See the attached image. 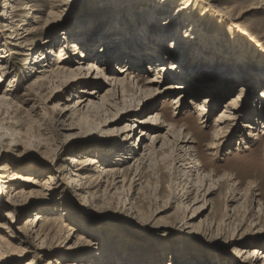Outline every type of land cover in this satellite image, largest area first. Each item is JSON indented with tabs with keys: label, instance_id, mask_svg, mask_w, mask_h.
<instances>
[{
	"label": "rangeland",
	"instance_id": "374dc122",
	"mask_svg": "<svg viewBox=\"0 0 264 264\" xmlns=\"http://www.w3.org/2000/svg\"><path fill=\"white\" fill-rule=\"evenodd\" d=\"M64 1L69 6L68 10L63 12L51 29L46 27L42 29V32L46 34L52 32L51 36L56 42L51 55L53 62L57 60L58 48L63 42L61 34H59L60 31H63L67 37L66 51L71 50L73 43L82 45L83 40L87 37L86 27L81 31V34H75L73 31L75 30L74 27L78 25L76 24L77 21L80 16H84L89 23L93 19V11L103 8L99 7L101 3H96V0ZM137 1L139 0H133V2ZM153 1L142 0L138 5L139 7L134 9L129 17L127 15L126 22L123 24V36L130 33L131 29L137 25L149 22L144 18H136L140 11L149 14L152 12L156 16L153 25H148L152 29L158 27L160 22L168 23L173 20V13L168 11L167 6H160L157 9L154 4H151ZM157 1L159 0L154 1V3ZM1 2L0 6L2 5ZM183 2L179 1L177 5H181ZM23 3L24 1L20 0V4L14 3V7L21 9L24 7ZM189 5L191 6L186 16L187 22L183 20L175 23L177 30L169 34L162 49L170 47L175 42L174 37L178 33L177 35L182 39L178 40V46L172 55L176 63L185 61L186 68H189L190 63L199 58L201 62V66L197 70L199 73L211 68L212 64H216L213 67L219 70L217 74L225 79V81H220L217 75V81L222 84L233 80L235 88H232L229 95L219 97L221 100L217 107L214 106L215 100H212L210 104H205L209 116L205 126L197 124L194 114L195 106L190 104L194 95H197L199 102L204 95L189 87L185 89L181 102L182 107L179 108L180 113L178 115H172L171 102L168 101L169 98H164L163 100L155 99L151 103L150 101L140 102L137 108L142 115H139L137 119L139 120L147 113L156 111L164 114L167 117L166 120L170 121L169 123L185 128V132H190L195 139L193 146L196 147V159L199 161L202 171L214 174L215 180H222L218 191L206 198L211 206L199 217L193 218L191 211H185L184 207L180 206L182 198L184 202L186 201L182 194L184 190L186 188V190L189 189L188 191L192 190V185L188 182L189 178L185 174L182 175L183 172L180 171L182 165L185 168L183 170L187 169L190 165L189 161L186 164L180 161L174 163L171 159H160L159 154L150 157L146 166L143 167L144 169L139 166L144 182L141 188L142 192L140 191L141 193L135 195L136 202L133 206L131 205L132 197H129L127 192L115 197L107 194L110 193L109 187H107L109 192L107 190L106 193V183L98 184L101 180L98 179L99 174L96 173H93L94 179L91 183V191L95 192L96 196L79 195L70 189L66 184L68 175L66 160L69 156L81 154V156L88 155L98 158L97 161L101 162L96 166L92 165L93 169L97 170L100 165L104 167L111 165L112 160L117 157L115 154L117 150H124L127 155L122 156L124 158L129 157L126 160L123 158L124 163L122 165V168L127 172L128 186L131 179L134 181L139 179L136 176V168L133 166V158L136 155L135 153L128 154L124 147L123 149L122 147L115 149L114 146L117 145V141L110 144L98 142L85 145L83 142L85 139H89L90 135L83 134L68 139L69 134L62 131L56 122L58 120L56 107L61 108L69 105L72 108V104L79 96L76 94L77 87L73 86L59 95H49L50 92L48 91L50 90L48 89L37 92L31 84L33 79H24L22 71L26 58L23 55H9L11 63L7 67V71L10 75L5 77L0 89L6 88L8 78L14 81L13 91L15 92L11 98L16 103L17 108L15 107L11 111L4 110L5 108L0 109V126L19 133L21 145L1 148L3 152L0 151V159L4 158L1 162H8L24 170H31V172L35 166L38 167V171L36 170L34 173L37 172L41 184L49 175L54 178L48 182L49 187H51V196L44 195L27 202L29 207L17 215V221L13 227L15 230L22 227L25 219L29 216L28 212H34L37 207L50 211L51 220H56L58 214L64 215L65 210H68L71 213V223L69 224H76L75 231L71 233L77 241L76 245L79 246V249L81 248L78 254L72 255V258L68 260L69 263L76 259L77 261L90 262V264H256L246 257L248 253L245 254L246 259H242L241 262L232 255L235 254L236 249L242 248L247 250L261 248L264 251V214L259 212V207H264V139L261 132L264 129V99L262 98L264 93V0H190ZM35 6V10L38 12L35 13L31 10L29 18L38 15L45 20L49 9H44L40 3H36ZM107 21H113V16L107 18ZM198 21L201 25L194 26ZM88 25L90 26L91 23ZM42 32L41 36L35 38V41H42L44 37ZM158 34H154L155 39L152 37L147 39L149 48H152L151 45H156L154 43L156 40H160L161 37ZM3 40V34L0 32V44ZM190 40H192V46L188 48L186 41ZM94 47H91L90 50ZM203 49L209 50L202 53ZM103 59L104 61H99L102 66L106 63V56ZM116 64L111 63L109 67V70L112 69L114 74H117V70L126 65L124 61ZM9 70L13 72L11 73ZM244 73L248 75L247 78L250 79V82L243 77ZM154 74L155 72L151 70L147 74L139 75L138 79L144 82L147 78L153 77ZM165 82L164 86L169 84L180 85L171 80ZM194 82L197 83V81ZM237 84L248 89L242 100L240 99L238 102L237 118L231 124L232 128L222 135L217 150H208L206 146L210 143L215 116L220 113L229 99L239 96L240 89L238 88L239 85L236 87ZM175 96L173 95V97ZM147 103H149V111L145 112L144 105ZM78 117V115L73 117L71 112H68L65 118L66 124L77 122L81 118ZM100 117H102L101 114H98L91 118L93 121H97ZM132 118L124 119L121 121L122 123L111 126V129L99 127L102 132L98 131L95 135H100L99 138H111L114 136L113 127L118 129L124 123H128V120L131 121ZM77 123H80L82 130L87 128L86 121ZM248 123H251L257 130L242 127ZM239 130L243 131L242 135L237 134ZM139 131L136 129L129 136L128 143L123 146L129 147L131 145L134 152L138 151ZM255 134L258 135L259 139L255 140ZM39 138L43 143L40 147L37 146V142H40ZM30 141L31 145H29ZM89 145H96L97 148L94 149ZM144 145L147 144H139V152ZM69 149L74 150V154H70ZM107 156L109 158L105 161ZM232 183L236 184L235 188L239 192L242 191L241 200L238 203L240 204L239 212L246 217L247 222L242 226V230H245L244 233L238 238H234L232 230L221 232L203 223L208 218L221 219L226 214L222 210L223 206L227 204L231 206V204L224 202L223 196L226 191H229ZM169 194L172 196L170 200L164 201ZM227 194L229 195V193ZM200 205H202L201 202L197 207ZM234 207L231 206L229 209ZM220 209L221 211H219ZM229 215H233V213L230 212ZM56 221L61 225L60 220L57 219ZM78 223L82 226L80 227ZM48 225L54 227L53 220ZM2 235V241L16 247V242L10 241L8 236H4V233L0 236L2 237ZM59 245L56 244V248ZM59 252L60 250L52 251L43 257L32 258L27 256L20 259L16 264H22L28 259H32L33 264H46L47 261H54L58 258L56 254ZM60 262L62 260H59ZM263 263L264 259L257 262V264Z\"/></svg>",
	"mask_w": 264,
	"mask_h": 264
},
{
	"label": "bare ground",
	"instance_id": "6f19581e",
	"mask_svg": "<svg viewBox=\"0 0 264 264\" xmlns=\"http://www.w3.org/2000/svg\"><path fill=\"white\" fill-rule=\"evenodd\" d=\"M0 1H2V5L0 6V32L4 37V43L0 44V85L5 81V77L10 75L7 71V67L11 63L9 55H23L26 58L22 71L24 79L32 78L31 84L36 88L37 92L48 89L50 90L48 91L50 92L49 95H59L73 86L77 87L76 94L79 96H77L78 98L72 104V108L68 105L61 108L56 107L58 112L55 110L58 116L56 122L62 131L69 134L67 136L68 139L83 134L90 135L89 139L84 140L83 144L85 145L87 143L98 142L110 144L113 141H117V145L114 146L115 149L121 147L123 149L124 147L128 154L135 153L136 155L133 158V166L136 168V176L139 179L136 181L131 179L128 186L129 179L126 174L127 172L122 168L124 163V156L122 155H127L124 150H117L115 153L118 158H121L116 159V157L115 160H112L111 165L105 167L97 165V170H94L92 165L96 166V164L101 162L97 161L98 158L96 159L88 155L81 156V154L79 156H69L66 160V171H68L66 184L68 187L76 194L94 197L96 194L91 191V183L94 179L93 173H96L99 174L98 179L101 180L98 184L102 185L106 183V193L107 187H109L110 193L107 194L115 197L127 192L130 195L129 197H132L133 202L131 201V205L133 206L134 202H136L135 195L142 192L141 188L144 182L142 180L143 174L140 173V167L142 166L141 169H144L143 167L146 166L149 158L159 154L160 159H171L174 163L180 161L186 164L189 161L190 165L187 169L183 170L184 167L182 165L180 171L183 172L182 175L185 174L189 178L188 182L192 185V190L188 191L189 189L186 190L187 188L184 190L182 194L186 201L184 202L182 198L180 206L182 205L185 211H191L193 218L199 217L207 211L211 205L206 198L218 191L222 180H215L214 174L202 171V167L196 159V147L193 146L195 143L193 135L190 132H185V128L169 123L170 121L166 120L167 117L164 114L156 111L147 113V115L139 120L137 119L139 115H142L137 108L140 102L150 101L151 103L155 99L163 100L164 98H169L168 101L171 102L172 115H178L180 113L179 108L182 107L181 102L185 89L189 87L195 92H201L199 94L204 95L200 102L197 95H194L190 104L195 106L194 114L196 115L197 124L205 126L209 117L205 104H210L212 100H215L214 106L217 107L221 100L219 97L229 95L234 87L233 80L221 84L220 81H225V79L217 74L219 70L213 67L216 64H212L211 68L199 73L197 72L201 66L199 58L191 62L189 68H186L185 61L182 62L180 60L181 62L176 63L172 55L178 46V40L182 39L177 35L178 33H175V42L167 49H162L163 43L168 39L169 34L177 30L175 23L187 20L186 16L191 6L189 5L190 0H159L156 3H154L156 1L154 0L151 3L152 5L154 4L157 9L160 6H167L168 11L173 13V20L175 18L176 20H170L168 23L164 21L160 22L158 27L156 26L155 29H152L148 25H153V20H155L156 16L152 12L149 14L148 12L140 11L138 14L136 13L138 15L136 18H144L145 20H149V22L137 25L131 29L130 33H126L124 36L123 24L126 22V17L127 15L129 17V14H132L134 9L139 7L138 5L142 0L137 2H133V0H96V3H101L99 7L103 8L93 11V19L89 22L91 25L87 26L89 24L87 19L84 16H80V19L76 23L78 25L74 27L75 30L73 32L75 34H81V31L86 27L87 37L83 40L82 45L73 43L71 50L66 51L65 42L67 41V37L63 31H60L59 34H61L63 42L58 48L57 60L54 62L51 61V55L53 54L52 50L56 42L51 36L52 32L46 34L42 32V29L44 27L51 29L55 26L54 24L60 19L63 12L68 10L69 6L67 3L64 0H23L24 7L17 9L14 7V3L20 4V0ZM179 1L184 2L181 5H177ZM36 3L42 4L44 9H49L47 19L45 18L44 20L38 15H33V17L29 18L31 10L35 13L38 12L35 10ZM111 15L113 16V21H107V18ZM146 16L148 17L145 18ZM196 25L201 24L198 21L194 26ZM41 32L44 33L42 34L44 35L42 41H35L36 37L41 36ZM156 33H159L161 38L154 42L156 45H151L152 48H149L147 46V39L151 37L155 39L154 34ZM186 44L190 48L192 40L186 41ZM174 45L175 47L173 48ZM91 47H94L93 51L90 50ZM206 50L209 49H203L202 53ZM77 54L78 57L76 58ZM105 56L106 63L102 66L99 64V61H104L103 57ZM121 61H124L126 65L119 68L117 74H114L112 69L109 70L111 63L118 64ZM35 69L38 70L35 71ZM151 70L155 72L153 77L147 78L144 82L138 79L139 75L147 74ZM217 75L220 79L219 82L217 81L218 78H216ZM247 76L246 73L243 74V77L250 82ZM7 80L9 81L6 88L4 90L0 89V109L5 108L4 110L11 111V109L16 107V103L11 98L15 92L13 91L14 81H11V78ZM166 80L177 82L180 85L169 84L164 86ZM194 81H197V83ZM238 88L240 89L239 96L229 99L220 113L215 116L210 143L206 146L208 150H217L222 135L232 128L231 124L237 118L238 102L240 99L242 100L244 93L248 92V89H245L241 85ZM173 95L176 96L173 97ZM262 98L264 99V93ZM144 109L145 112L149 111V103L144 105ZM68 112H71L73 117L76 115L81 117H78L77 122L86 121L88 124H86L87 128L82 130L79 125L80 123L78 124L77 122L66 124L65 118ZM98 114H101L102 117L98 118L97 121H93L91 117H95ZM129 117L133 118L131 121L128 120V123H124L118 129L112 128L113 139L112 137L99 138L100 135H95L98 131H101L99 127L103 126L111 129V126H116ZM92 124L94 126H91ZM242 127L249 130L256 129L251 123ZM136 129L140 130L138 133V137L140 136L139 144H147L144 145L141 152H139V144L138 151L136 152L133 151L134 148L131 145L129 147L127 145V147L123 146L128 143L129 136ZM75 131L77 132L75 133ZM261 132L264 139V129ZM237 134L242 135L243 131L239 130ZM19 135L14 130H7L0 126V151L5 146L21 145ZM254 138L255 140L259 139L257 134H255ZM30 143L31 141L29 145H31ZM42 144V140L40 139V142H37V146L40 147ZM89 146L94 147V149L97 148L96 145ZM121 151L123 152L120 153ZM68 152L74 154V150L72 149H69ZM108 158L109 156L105 158V161ZM128 158L125 157L124 159ZM2 159H0V235L4 233V236H8L10 241L16 242V247H12L9 243L7 244L2 241L3 235L2 237L0 236V264H16L24 257H43L57 250H60L56 254L58 258L53 259L54 261L49 260L46 264H90V262L77 261L76 259L71 263L68 261L72 258V255L78 254L81 250L76 245L77 241H75L74 235L71 233L75 231L76 224H69L71 223V213L68 210H65V216L62 214H58L57 216V219L62 222L61 225L56 221L57 219H52L54 222V227H52L48 225L52 221L51 214H49L50 211L37 207L34 212H28L29 216L25 219L23 226L15 230L13 224L17 221V215L29 207L26 204L27 202L44 195L51 196V187H49L50 184L48 182L54 178L49 175L41 184L37 172L34 173L38 167L36 168L35 166L31 172V170H24L8 162L2 163ZM235 186L236 184L232 183L229 191H226L223 196L224 202L226 201L235 207L229 209L231 206L227 204L223 206V209L221 207L226 212L221 219L211 217L204 220L203 223L221 232L232 230L234 238H238L245 231L242 230V226L246 222V217L242 216L239 212L240 204L238 203L241 200L242 191L239 192ZM171 197L169 194L164 201L170 200ZM200 202L202 205L197 207ZM230 212L233 215H229ZM259 212L260 214H264V207H259ZM79 225L80 227L82 226V224ZM56 244H60L58 248H56ZM238 244L240 245L241 243ZM246 253H248L246 257L253 260L256 264L261 259H264V251L261 248L250 250L245 248L236 249L232 257L241 262L242 259H246ZM59 260H62V262L59 263ZM22 264H33V262L32 259H28Z\"/></svg>",
	"mask_w": 264,
	"mask_h": 264
}]
</instances>
